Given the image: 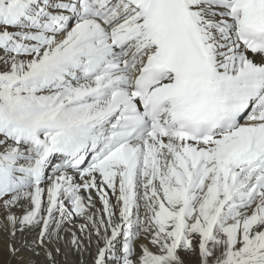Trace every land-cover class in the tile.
I'll return each instance as SVG.
<instances>
[{
	"label": "snow or ice",
	"instance_id": "1",
	"mask_svg": "<svg viewBox=\"0 0 264 264\" xmlns=\"http://www.w3.org/2000/svg\"><path fill=\"white\" fill-rule=\"evenodd\" d=\"M8 264H264V0H0Z\"/></svg>",
	"mask_w": 264,
	"mask_h": 264
},
{
	"label": "bare ground",
	"instance_id": "2",
	"mask_svg": "<svg viewBox=\"0 0 264 264\" xmlns=\"http://www.w3.org/2000/svg\"><path fill=\"white\" fill-rule=\"evenodd\" d=\"M10 260L11 258L4 247V243H0V264H8ZM12 264H15V261H12Z\"/></svg>",
	"mask_w": 264,
	"mask_h": 264
}]
</instances>
